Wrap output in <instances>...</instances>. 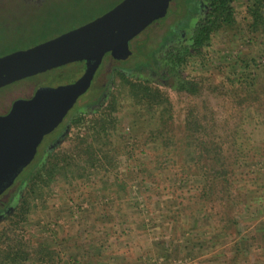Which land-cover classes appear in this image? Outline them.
<instances>
[{
  "label": "trees",
  "instance_id": "obj_1",
  "mask_svg": "<svg viewBox=\"0 0 264 264\" xmlns=\"http://www.w3.org/2000/svg\"><path fill=\"white\" fill-rule=\"evenodd\" d=\"M238 1L243 7L241 16L237 12ZM204 2L206 8L197 15L186 42L177 43L169 39L170 30L161 41L155 43L154 37H148L143 45H138L137 41L143 39L140 36L142 31L135 36L129 42L130 55L124 60L113 58L114 63L107 74L112 82V90L105 105L101 108L95 106L96 112L90 114L89 119L79 113L68 116L66 121L75 128L72 137L53 152L40 150L33 162L17 177L13 186L17 205L0 224V264H53L54 259H60V255L67 251L59 242L57 244L51 238L33 242L21 233L22 225L28 221L32 202L39 200L58 179H69L70 176L71 179H88V175L90 178L101 172L106 176L109 169L112 171L119 162L128 163L137 149L146 146L158 153L156 173L147 174V177L155 176L159 181H170V185L176 177L171 178L164 170L174 169L175 156H185L186 162L181 170L187 171L185 177L192 179L195 191L189 193L188 206L178 203L179 208L169 217V223L175 225V230L180 217L181 220L188 217L186 222L190 226L187 231L193 239L210 235L207 240L196 238L197 247L213 250L220 243L219 239L232 243L230 230L239 223L233 194L234 177H245L237 170L247 163V152L252 148L251 134L257 129L264 134V118L254 121L255 116L264 114V67L259 68L255 64V57L250 54H239L235 58L224 56L217 61L218 64H213L210 51L218 34L232 33L236 37L229 40L233 47L236 40L261 43L264 37V0ZM181 3L183 14L190 13L191 0H182ZM109 57V54L105 55L106 60ZM67 66L74 76L82 69L79 62ZM123 69H140L146 76L154 73V77L158 76L163 82L170 83L171 95L161 89L160 85L165 86V83L152 84L144 79H133ZM21 81L23 79L0 88V93ZM124 109L132 115L133 125L146 123L150 127L131 138L120 125V113ZM138 157L136 161L143 162L146 159L139 153ZM172 176H177V172H172ZM171 187L174 188V185ZM104 193L106 200L113 204H116V199L121 201L127 197V208L137 207V199L145 195L136 192L137 195L131 198L132 191L126 184L117 185L115 190L111 187L105 189ZM147 199L144 198L139 204L144 205ZM11 203L12 200H8L0 206V214ZM192 204H206L211 209L220 206L222 226L218 229L214 224L212 213L202 215L205 212L203 208L192 212L189 207ZM91 205L95 207L100 204L96 200ZM185 209L192 216L183 215ZM255 227L257 233H264V224ZM173 235L171 241L175 237ZM182 236L177 239L180 240ZM240 243L232 244L227 264H249L248 249ZM185 246L189 252L193 250L194 243ZM96 247L101 248L100 244ZM162 247L157 250V253L162 252L159 258L162 257L165 264H170L169 246ZM100 250L102 248L89 252V264H103L100 262ZM181 253L178 250L177 254Z\"/></svg>",
  "mask_w": 264,
  "mask_h": 264
},
{
  "label": "rangeland",
  "instance_id": "obj_2",
  "mask_svg": "<svg viewBox=\"0 0 264 264\" xmlns=\"http://www.w3.org/2000/svg\"><path fill=\"white\" fill-rule=\"evenodd\" d=\"M118 1L105 0L98 8H90L89 12H75L77 19H90L107 6ZM17 2L18 0H0V4L3 5H12ZM58 2L54 4H58L61 11L79 10L83 6L75 0H58ZM176 2L177 0H170L166 17L157 20L140 33L143 39L153 38L163 30L166 23L170 21V15L173 13ZM93 3L95 1L89 0L90 6ZM236 6L238 15L241 16L242 3L238 1ZM231 34H218L214 38L210 51L211 57H213L212 63H217L224 56L235 58L239 54L240 56L250 54L251 57H255V64L259 65V68L264 67V37L259 44L255 41L236 40L233 47L229 40L236 39V37ZM110 63L112 64L110 60H104L90 89L78 100V104L81 101L89 102L90 99L97 96L110 71ZM73 78L74 74L69 66L60 70H50L33 78H25L26 80L23 79L20 83L14 84L0 93V114L9 110L16 102L30 97L39 87L66 84ZM161 89L170 95L172 93L170 85L161 86ZM172 99L176 100L174 97ZM261 118H264V114L255 116L254 121H260ZM133 124L132 115L127 109H124L120 113V125L123 132L129 134L131 138L137 137L138 134L150 127L146 123L139 126ZM247 132L251 134L249 128H247ZM250 140L252 148L247 152L250 158L247 157V163L242 164L237 170V172L245 174V177L240 178L237 175L234 177L235 190L233 194L238 211L236 219L239 223L230 230L232 243H226L224 239H219L220 243L213 249L215 251L203 247L201 249L195 245L197 237L193 239L187 231L190 226L186 222L188 217L182 220L180 217L181 221L177 219L176 230L175 225L172 226L169 223L171 219L169 217L179 208L178 203L182 202L181 204L184 203L188 206L189 193L195 191L193 190L195 185L191 183L192 179L185 177L187 171L181 170L186 162L185 156L182 154L179 155L180 158L178 155L175 156L174 169L164 170L171 178L176 177L175 181L172 179L170 185V181H159L155 176L147 177V174L150 173L155 175L156 161L158 160V153H155L150 146L137 149L133 154V159L128 160V163L126 161L119 162L112 171L109 169L106 176L101 172L91 175L90 178L88 175V179H71V176L69 179H58L39 200L32 202L28 221L26 220L22 225L21 233L33 242L41 238H51L66 247L67 253L60 255V259H54L53 264H89V252L93 253L96 249L101 248L100 262L103 264H165L161 260L162 257L159 258L162 252L157 253V250L166 245L169 246V252H171L170 264H227L231 256L232 244L240 241L248 249L249 264H264V233L261 231L257 233L258 230L255 227L257 224H264V134L257 129L253 135L251 134ZM138 153L146 158L143 162L136 161V158L139 160ZM172 172H177V176H172ZM120 184H126L131 189V198L137 194H145L143 198L137 199L135 203L137 207L127 208V197L121 201L116 199V204L106 200L104 190L110 187L115 190L116 186ZM172 185L174 188L171 187ZM148 187L149 191L146 190ZM162 188L167 189L162 190ZM101 195L103 196L98 198ZM144 198H148L146 201L144 200V205L139 204ZM96 200L102 207L91 205ZM194 200L197 199L192 201ZM16 205L15 197L10 207L0 214V224L6 214L11 213ZM189 207L192 212H195L197 208H203L205 212L202 215L212 213L214 224L218 229L222 226L220 206L211 209L206 204L203 206L192 204V207ZM182 214L192 216L188 215L190 213L186 209ZM254 228L255 230H253ZM171 235L175 236L173 241L170 240ZM180 236L182 237L178 240L177 237ZM209 236H200L197 239L207 240ZM192 243H194L193 250L189 253L185 245ZM99 244L101 248L96 247ZM178 250L182 253L177 254ZM217 253L220 254L217 255Z\"/></svg>",
  "mask_w": 264,
  "mask_h": 264
},
{
  "label": "water",
  "instance_id": "obj_3",
  "mask_svg": "<svg viewBox=\"0 0 264 264\" xmlns=\"http://www.w3.org/2000/svg\"><path fill=\"white\" fill-rule=\"evenodd\" d=\"M170 0H123L102 16L33 48L0 58V88L13 82L84 62L73 82L39 87L27 100L0 115V194L34 159L37 146L89 88L103 56L124 60L128 42L162 19Z\"/></svg>",
  "mask_w": 264,
  "mask_h": 264
},
{
  "label": "flooded vegetation",
  "instance_id": "obj_4",
  "mask_svg": "<svg viewBox=\"0 0 264 264\" xmlns=\"http://www.w3.org/2000/svg\"><path fill=\"white\" fill-rule=\"evenodd\" d=\"M75 1L83 5L82 7L80 6L81 9L61 11L60 6L58 4H54L55 2L59 3L58 0H18L16 4L12 5L0 4V58L33 48L41 43L49 41L55 37L65 34L82 25H85L90 21L102 16L104 13L114 8L123 0H119L117 3L111 4V6H107L102 11H100L99 14L93 16L90 19H77V14L75 12H89L90 8H98L100 5L103 4L105 0H92V2L95 1L92 6L89 5V0ZM181 2L182 0H177L176 4L174 5L173 13H171L170 15V21L166 23L165 28H163V30L158 32V35L154 36V43L161 41V38L166 34V32H168V30L171 31V37L169 39H173L177 43H183L189 39L190 31L192 26L194 25L197 15L205 10L206 5L204 0H191V8L190 11L188 10L190 13L183 14V6ZM167 14L168 12H166L165 16L162 19H164ZM133 39H131L130 41H132ZM145 41L146 39H141L140 41H137V44L143 45ZM129 42L128 47L130 49L131 46L129 45ZM106 54H109V56L111 57L110 53ZM105 55L103 56L98 69L100 68L104 60L106 61ZM107 60H110V62H112V64L110 63L112 67L114 63L113 58L111 57ZM79 63L82 64L81 72L76 74L73 80L68 83L75 81L82 74L84 68L86 67V64L84 62ZM134 66L137 68L136 64ZM161 66L160 68H162ZM98 69L96 70L93 76L91 84ZM123 72H125L128 76L132 77L133 79H144L146 81L151 82L152 84H157V82H163V80H160L158 76L154 77V73H151L153 77L146 76L144 74V71L140 69H136L135 71L123 69ZM164 83L165 85H170V83L168 84L166 82H163V84ZM90 86L87 91L77 99L73 107L67 112L65 117L56 126V128H54L49 134L43 137V139L37 146L34 158L36 157L38 152H40V150H46V153H49L59 149L62 145L65 144L66 140L72 137V132L75 130V128L72 124H70V122L66 121V118L68 116L79 113L82 117L85 116L86 119H89V115H92L96 112L94 110L95 106L101 108L105 105L112 90V82L109 76L106 75V80L96 97L90 99L89 102L81 101L78 104V100L82 96L86 95V93L90 89ZM161 86L164 85H160V87ZM33 94L23 100L30 99ZM10 109L0 115H6L10 111ZM33 160L31 161V163L33 162ZM14 183L9 188L4 190L3 193L0 194V198H2L0 199V206H3L8 200H12V202L14 201ZM10 205L11 204H9L7 209L10 207Z\"/></svg>",
  "mask_w": 264,
  "mask_h": 264
}]
</instances>
